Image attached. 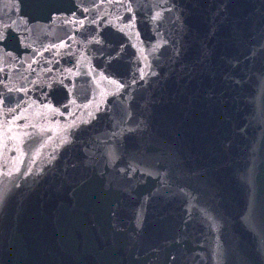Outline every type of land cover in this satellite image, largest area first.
<instances>
[{
    "label": "water",
    "instance_id": "1",
    "mask_svg": "<svg viewBox=\"0 0 264 264\" xmlns=\"http://www.w3.org/2000/svg\"><path fill=\"white\" fill-rule=\"evenodd\" d=\"M0 264H264V0H0Z\"/></svg>",
    "mask_w": 264,
    "mask_h": 264
},
{
    "label": "snow or ice",
    "instance_id": "2",
    "mask_svg": "<svg viewBox=\"0 0 264 264\" xmlns=\"http://www.w3.org/2000/svg\"><path fill=\"white\" fill-rule=\"evenodd\" d=\"M2 199H3V197H2V195H0V202H2Z\"/></svg>",
    "mask_w": 264,
    "mask_h": 264
}]
</instances>
